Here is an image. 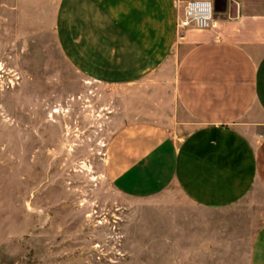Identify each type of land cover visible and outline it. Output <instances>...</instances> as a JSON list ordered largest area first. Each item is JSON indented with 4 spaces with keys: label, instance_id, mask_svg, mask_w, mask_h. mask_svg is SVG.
I'll list each match as a JSON object with an SVG mask.
<instances>
[{
    "label": "rangeland",
    "instance_id": "obj_1",
    "mask_svg": "<svg viewBox=\"0 0 264 264\" xmlns=\"http://www.w3.org/2000/svg\"><path fill=\"white\" fill-rule=\"evenodd\" d=\"M57 3L0 0V264H254L264 189L214 208L178 185L113 186L108 143L150 87L89 78L57 39Z\"/></svg>",
    "mask_w": 264,
    "mask_h": 264
},
{
    "label": "crops",
    "instance_id": "obj_2",
    "mask_svg": "<svg viewBox=\"0 0 264 264\" xmlns=\"http://www.w3.org/2000/svg\"><path fill=\"white\" fill-rule=\"evenodd\" d=\"M187 1L58 0L55 30L89 78L150 87L108 143L113 186L222 208L264 189V0H214V26L180 30ZM252 255L264 264V225Z\"/></svg>",
    "mask_w": 264,
    "mask_h": 264
},
{
    "label": "built area",
    "instance_id": "obj_3",
    "mask_svg": "<svg viewBox=\"0 0 264 264\" xmlns=\"http://www.w3.org/2000/svg\"><path fill=\"white\" fill-rule=\"evenodd\" d=\"M216 5L214 0H188L178 19V29H207L214 26Z\"/></svg>",
    "mask_w": 264,
    "mask_h": 264
}]
</instances>
